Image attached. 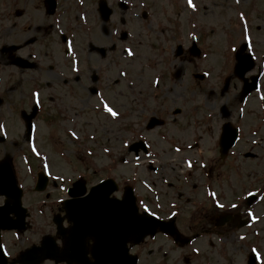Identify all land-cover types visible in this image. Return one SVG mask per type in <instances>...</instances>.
Here are the masks:
<instances>
[{"label":"flooded vegetation","instance_id":"obj_1","mask_svg":"<svg viewBox=\"0 0 264 264\" xmlns=\"http://www.w3.org/2000/svg\"><path fill=\"white\" fill-rule=\"evenodd\" d=\"M212 2L206 11L214 14L209 19L216 21L214 17L223 15L220 8L217 10L220 15L216 14L218 3L227 7L234 42L246 43L247 49L249 41L245 42L244 35L251 7L260 5L261 12L256 17L264 20V0ZM192 4L191 17L183 5L180 10L185 15L181 20L184 37L196 36L200 47L196 58L189 54L187 46L177 57L172 53L165 57V46L161 57L145 51L142 33L153 22L148 0H0V64L13 70L0 75L1 86L6 88L5 93L13 87V79L9 78L12 72L20 75V84L25 78L26 102L30 107L36 105L37 116L43 115L63 137H70L65 130L76 134L82 123H93L87 113L98 114L105 105L117 113L109 120L116 124L117 131L114 133L113 128L107 132L117 149L115 158L123 163L127 160L133 170L153 180L145 195L138 190L137 178H130L134 181L130 186L138 214L164 223L173 219L178 233L188 239L186 247L178 250L180 246L174 236L158 227L137 243L127 242L125 247L136 257L137 264H148L151 260L149 264H179L176 251H184L181 256L184 264H248L252 256L255 257L252 264H264V124L256 115L254 124H247L250 134H255L246 136L237 115L230 111L233 102L221 96L220 100L217 96L212 99L205 89V80L193 78L205 66L201 41L208 24L201 17L205 13L202 0H192ZM128 27L137 31L136 39L130 41V46L136 48V66L126 58L124 44L128 35L125 33L126 38L123 33ZM161 42L166 41L161 38ZM133 68L136 75H132ZM16 85L14 82L15 89ZM176 86L186 93H165ZM11 97H2L0 90V106ZM20 103L24 104L11 100L6 105L18 107ZM221 106L229 111L227 119L218 111ZM149 121L155 124L153 128H148ZM226 122L237 128L238 135L233 148L220 155L218 140ZM90 132L93 136L98 134L95 127ZM138 142L144 144L146 151L130 150ZM118 145L125 146L120 150ZM60 161L66 168L58 167L52 190L30 193L32 197L40 196L33 202L25 192L21 200L28 214L26 230L34 232L33 227L37 231L48 227L50 230L37 243L41 237L50 235L58 247L63 245L67 230L73 225L62 205L68 200L74 204L84 202L91 187L105 178L101 165L93 169L81 156ZM69 173L74 175L63 184V177ZM116 182L118 190L113 196L120 199L127 183L120 176ZM249 196L253 198L248 200ZM3 200L0 199V205ZM54 218L60 223L59 234ZM27 231L1 234L5 250L11 249L15 241L22 244L27 241L13 251L10 259L35 244L31 238L26 240ZM82 236L85 255L92 263L93 238L86 233ZM111 250L109 243L106 252Z\"/></svg>","mask_w":264,"mask_h":264},{"label":"rangeland","instance_id":"obj_2","mask_svg":"<svg viewBox=\"0 0 264 264\" xmlns=\"http://www.w3.org/2000/svg\"><path fill=\"white\" fill-rule=\"evenodd\" d=\"M153 1H156V0H148V3L152 4ZM173 1H176V0H173ZM159 2H160L159 5H156L153 9V12L155 13L156 17L159 20L169 19L171 23L174 21H177L178 23H180L178 8H176L175 6L170 4V2H168V0H159ZM203 3H207L210 6L213 5L212 0H204ZM220 7H224V6H221L220 3H218V7L215 10L217 15H220V13H218V11H217V10H219ZM209 15H214V14H209ZM225 15H226V11H225ZM225 15L221 14L222 20H221L220 16L214 17V18H217L220 23H222V35H221V33H219V32L216 33L214 31L210 36L206 37V44H207V48H208V49H206V53L207 52L210 53L209 59H211L210 61L209 60L208 61L211 62L212 65H214V66L215 65L220 66L218 68V70H212V72H209V74H208V80H210V83L208 84V86L214 90L219 89V86L221 84V83L219 84V82L223 78L222 76L226 75V72L229 71L224 66H222L221 64L219 65V62L221 61V58H220L221 53L226 52L225 44H224L225 43L224 42V34L227 33L229 30V22H228L229 17L226 19ZM249 17L252 19V15H249ZM261 19L263 20V18H261ZM255 26H256L255 24L252 25L253 28H255ZM180 30H181V23L179 24V28L176 30V34L179 33ZM133 31H134V33L137 32L135 30H133ZM224 31H225V33H224ZM263 32L264 31H262V28H261L257 35H262ZM129 33L132 35V30H130ZM177 37H176V40H177ZM152 38H153V36H152ZM155 38H157V37H155ZM260 38H261V36H260ZM180 39L183 40L182 37H178V40L180 42H181ZM132 40H133V37H132ZM153 42H154L153 39H151L149 42L150 45ZM227 42L228 41H226V43ZM173 44H174V42L172 43V46H173ZM229 45L230 44L226 45V48ZM164 46H165V51H168L169 44H166ZM229 67H230V65H229ZM7 70L13 71L9 67H4V70H0V75ZM210 71H211V69H210ZM132 75H136L135 70L132 73ZM232 77H233V79H235V82L234 81L231 82V84L228 87V90L226 91V94H225V97L228 98L230 101L234 100V98H233L234 94H237V91L241 88L240 83L238 82V79L236 77L234 78L233 75H232ZM9 78H12L14 80V81L12 80V82H11V85L13 87H11L8 90V93H3L2 97L5 96L8 98V96H12L11 98H9V101L7 103H9L11 100L15 101L16 103L20 102V100H23V99L25 101H27L26 94L28 92V86L26 85L25 78H23L21 80L22 84L18 83L20 80V75L17 74L16 72H12L10 74ZM131 78H134V77H131ZM14 82L17 83L16 89L14 88L15 87ZM170 82L172 83L173 81H170ZM1 83H2V81H1ZM1 83H0V86H1ZM216 85H218V86H216ZM1 87L5 88L4 86H1ZM165 93L178 94V93H186V91L185 90L182 91L181 89H178V87L176 86L175 89H173V90L170 89L169 91H167ZM83 98H86L85 95H83ZM87 103L89 104V100ZM6 104H2L0 106V114L2 113V111L5 112V114L3 112V117H2V120H4L5 123H2L0 121V124H3L5 131H7V133H5V136L3 133H0V135H3V137H4V141L0 142V160L6 156L12 158V164H14V170H15V175H17L18 185L20 187H22V190L24 192H27V194H28L27 197L31 198L32 199L31 202H33L35 199L40 197V196H37V197L36 196L35 197L29 196L30 193H33L32 192V186H33L32 184L34 183L35 176H36L34 173L39 170L38 169L39 166L40 167H41V165L45 166V168L50 170V172L52 174H56L55 172H57L58 167L66 168L65 164L59 160V156H62L61 155V153H62L61 148H63L62 150L67 151V155L71 156V158L83 156L85 159V155H87V154H86L83 147L79 146L78 143H76V142H74V145H73V143L71 142V139L69 137H67V136L63 137L64 134H62L61 132L60 133L56 132V130L54 129L52 124H50V122L46 121L45 118H43V116H41V118L37 120V124H36V128H35V130H36L35 136L36 137L34 139V141H35L34 143H36V147L33 145V147H35L37 149V151L40 153V157H39V159L34 158V160L31 161L30 163H25L24 160L26 158H24V157L28 156V158H31L30 153H28V151H30V148L27 149V141H25V139H24V135H23L24 132H23L22 128L20 127L19 119H17V112H15V111L11 112V109H9L10 107L17 108V106H11V105H6ZM26 104H27V102L21 106L26 108V106H27ZM255 104H256V100H253L250 103V106L253 107V106H255ZM7 106H8V108H6ZM230 110H231V108H230ZM87 115L91 116L92 120L97 121L98 127L101 130H104L106 128L105 125L107 122V115L103 116L101 114H98L97 117H94L96 115H93L91 113H87ZM46 123L49 126H51L53 129L51 127L46 128V126H47ZM107 127H109V129L107 128L109 133L113 128H114L113 129L114 133L118 129V128H115L116 124H114L111 121H108ZM50 128L52 130H50ZM107 136H108V134H107ZM49 138H52V140H56L55 143H52L49 140ZM106 141H107V139H104L105 143H106ZM109 146L110 145H108L106 143V145H104L102 147L103 150H100V152H98V153H92V154H94L93 155L94 158H96L97 160H100V162H96V165L97 166L102 165V169L104 171L103 176L111 177V178L113 177L114 179L117 178L118 176H120V178H122L124 176L128 179L133 178L135 176H139L138 181L140 182L142 180V177L144 174H140V173L135 174V171H133V169L130 165L129 166L122 165L121 167H119V161L112 157V154L114 151L112 149L113 146L112 145H111V147H109ZM64 155H65V157H67L66 154H64ZM107 155L112 160L111 164L103 162V160L107 161L106 160L108 158ZM173 158L176 159V157H174V156H173ZM107 162H109V160ZM27 164L29 167L27 166ZM121 170H122V172L120 173ZM138 172H139V170H138ZM73 175H74L73 173H69V174L65 175V177H63L64 178L63 184H66L72 178ZM126 178H122V179H126ZM145 192L147 193V191H145ZM32 230L34 232H31V231L26 232L25 238H26V240L31 238V241H33L32 243L37 244V239L44 232H47L50 229L47 227V229L37 231V230H35V227H33ZM25 243H23V244H25ZM21 244H22V242H16L15 241V243H13V245H10L11 251L13 252V251H17L18 249H20L23 246V244L22 245ZM8 250H9V248H8ZM175 254H177V257H179L178 258L179 264H184L183 260L181 261V259H182L181 256H182V254H184V251H182V252L176 251ZM143 258H146V253L143 254ZM152 262H153V260L149 261V263H152Z\"/></svg>","mask_w":264,"mask_h":264},{"label":"water","instance_id":"obj_3","mask_svg":"<svg viewBox=\"0 0 264 264\" xmlns=\"http://www.w3.org/2000/svg\"><path fill=\"white\" fill-rule=\"evenodd\" d=\"M27 128H29V125H27ZM2 194H7V195H19L20 194V191L18 190L16 184H15V175H13V171L11 169V165L9 164V160L8 158L4 159L3 161H0V195ZM18 200V198H17ZM5 213L4 212H0V230H3V229H11V228H14L16 225H11L8 223V219L5 217ZM18 219H20L21 223H23L24 219L23 217H19ZM19 228V227H17ZM21 228L22 225H21ZM132 236V235H131ZM130 235H127V237H131ZM126 239H124L125 241ZM40 249L41 248H38L37 251H39V254L37 255V260H41V259H44V258H57L58 257V254L54 251H43V252H40ZM36 251V252H37ZM121 252H115V253H112L111 255H113V257H117V258H120L121 257V262H124L125 259H124V256L127 255L126 252H124L123 255L120 254ZM27 256H30V257H33L36 255V253L34 251H27ZM23 255L24 256H26ZM95 259L97 260V262L99 264H107L108 262L110 261H107L106 259H108V253H104L102 254L101 256L100 255H96ZM4 258L3 256L1 255L0 253V264H5L4 262ZM134 264V263H132Z\"/></svg>","mask_w":264,"mask_h":264},{"label":"snow or ice","instance_id":"obj_4","mask_svg":"<svg viewBox=\"0 0 264 264\" xmlns=\"http://www.w3.org/2000/svg\"><path fill=\"white\" fill-rule=\"evenodd\" d=\"M237 2H239V0H237ZM188 7L194 9V5L192 4V0H188ZM240 18H241V20H243V19H244L243 15H241ZM244 40H245V42H248V37H247L246 30H245ZM249 50H250V49H249ZM233 51H235V49H233ZM129 55H131V52H129ZM104 110H105L106 112H108V113H109L111 116H113V117H115V116L117 115V113L114 112V111H113L111 108H109L107 105H105ZM216 206H217V207H220V208L223 207V205H220V204H217ZM233 207H235V205H233ZM144 212H145V213H148V209H147V208H144ZM173 215H175V213H173ZM241 239H243V237H241ZM257 259H259V257H257Z\"/></svg>","mask_w":264,"mask_h":264}]
</instances>
